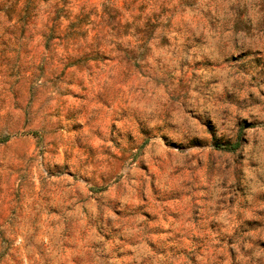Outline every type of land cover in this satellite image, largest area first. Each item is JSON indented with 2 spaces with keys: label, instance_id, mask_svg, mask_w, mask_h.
<instances>
[{
  "label": "rangeland",
  "instance_id": "1",
  "mask_svg": "<svg viewBox=\"0 0 264 264\" xmlns=\"http://www.w3.org/2000/svg\"><path fill=\"white\" fill-rule=\"evenodd\" d=\"M112 2L123 6V0ZM178 2L185 9L192 6L188 0ZM86 3L101 6L85 10ZM145 10V4L137 9ZM127 11L109 8L102 0H0V109L9 104V97L15 102L21 90L30 103L43 97L44 104H51L57 97L50 92L67 83L68 88L57 95L69 106L63 118L70 123L59 127L66 133H84L85 124L72 121L78 120L93 77L107 82L126 73L114 55L82 52L80 41L92 36L88 29L97 24L95 16L106 17L111 25ZM182 23L195 26L199 21L185 15ZM170 26L171 22L165 25ZM124 27L130 25L124 22ZM158 28L151 25L143 35L149 53L166 57L180 30L156 37ZM240 55L253 64L249 70L237 69L244 76L252 73L247 88L253 90L241 99V81L237 92L224 89L223 102L241 110L260 108L264 49L247 48ZM60 114L57 108L55 115ZM208 115L203 123L197 120L207 135L194 134L187 145L160 140L154 157L149 148L152 138L138 129L144 142L133 150L131 164L121 144L125 136L124 143H133L135 137L123 133L118 122L102 117L106 131L92 133L87 143L76 137V147L95 162L92 173L73 170L64 163L67 155L61 154L60 163L41 165L45 180L34 173L29 192L23 190L22 177H16L21 180L16 184L11 174L6 178L0 172V264H264V119L255 113L237 116L235 136H213L217 123L212 113ZM27 134L34 139L39 135ZM9 139L3 137L0 145ZM141 155L148 158L137 163ZM221 160L230 171L221 185L228 191L215 201V211L205 216L201 211L212 198L201 196L194 202L197 198L184 189L196 173L199 190L206 191L208 175ZM45 188L46 214H34L32 196ZM122 191L135 203L119 199ZM109 192L111 197L105 199L102 194ZM92 206H99L94 213ZM145 225L149 227L142 231Z\"/></svg>",
  "mask_w": 264,
  "mask_h": 264
},
{
  "label": "clouds",
  "instance_id": "2",
  "mask_svg": "<svg viewBox=\"0 0 264 264\" xmlns=\"http://www.w3.org/2000/svg\"><path fill=\"white\" fill-rule=\"evenodd\" d=\"M102 2L109 8L120 7L121 12L127 8L128 11L122 20L118 19L111 25H108L106 17L95 16L97 24L90 25L88 29L92 36L80 41L82 52H90L93 56L97 52L114 55L124 66L126 74L107 82L93 77L95 83L90 86L88 99L80 105L78 120L72 121L84 123L86 131L66 133L59 127L63 124L67 128L70 123L63 118L69 106L63 104L57 95L58 91L68 88L67 83L59 84L57 91L50 92L57 97L51 104H44L43 97L30 103L27 94L21 90L15 102L9 97V104L0 109V139L10 137L7 144L0 145V165L3 166L0 172L6 178L11 174L16 184H21L16 177H22L25 192L32 189L35 172L40 173L42 181L46 179L41 165L60 163L61 154L67 155L64 163L71 165L73 170L90 175L95 162L76 147V137L81 136L87 143L92 133L106 131L102 129V117L118 122L123 133H131L135 137L133 143L123 142L127 136L122 139L121 148L126 150L124 155L129 158L128 164H131L133 150L144 142L138 129L152 138L149 148L153 149L151 156L154 157L158 154L154 149L160 140L187 145L194 134L207 135L197 120L201 123L207 121L209 112L218 128V131L212 130L213 136H235L237 116L255 113L264 119V105L241 110L223 102L224 89L237 92L241 81L244 82L241 99L253 90L247 88L252 73L244 76L237 69L249 70L253 67L248 62L249 57L240 53L247 48L264 49V10H261L264 9V0H188L192 5L188 9L178 0H123L122 7L112 0ZM141 4L146 5V10L138 12ZM100 6L86 3L85 10L92 7L99 9ZM153 14H156V19H152ZM185 15L195 17L199 24L182 23ZM124 22L130 25L127 30ZM170 22L171 26L166 28L165 25ZM154 24L159 25L156 37L169 33L176 35L174 30H180L166 57L148 52L150 44L143 33L151 31ZM137 32L141 34L137 35ZM117 46L120 51H116ZM69 78L65 77V80ZM260 88L264 89V84ZM256 94L259 96V91ZM57 108L60 109L59 116L55 115ZM31 132L39 135L34 139L27 134ZM52 142H55V148ZM147 158V155H141L137 163ZM229 176L230 171L225 169L224 160H221L216 165V171L208 175L206 191L199 190L201 182L196 173H193L184 191L197 198L194 202H198L201 196L211 197L201 211L202 215H210L215 211V201L222 198V192L228 191L221 185ZM157 183L159 185V181ZM46 195H49L46 188L38 195L33 194L32 199L36 201L34 214H46L42 201ZM129 195L122 191L118 198L134 204L135 200H130ZM102 196L107 199L111 193ZM92 207L94 213L95 207L99 206ZM92 219H96L95 215ZM203 223L206 224V221ZM147 227L145 225L142 231H146Z\"/></svg>",
  "mask_w": 264,
  "mask_h": 264
},
{
  "label": "trees",
  "instance_id": "3",
  "mask_svg": "<svg viewBox=\"0 0 264 264\" xmlns=\"http://www.w3.org/2000/svg\"><path fill=\"white\" fill-rule=\"evenodd\" d=\"M35 2V1H34ZM34 4V3H33ZM64 5L66 6L67 4L66 3H64Z\"/></svg>",
  "mask_w": 264,
  "mask_h": 264
}]
</instances>
